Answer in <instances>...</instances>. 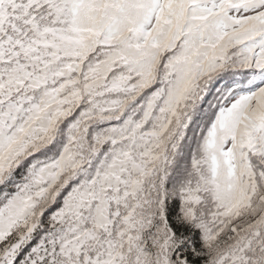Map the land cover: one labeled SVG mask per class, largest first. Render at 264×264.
<instances>
[{
    "label": "snow or ice",
    "instance_id": "6c2138e0",
    "mask_svg": "<svg viewBox=\"0 0 264 264\" xmlns=\"http://www.w3.org/2000/svg\"><path fill=\"white\" fill-rule=\"evenodd\" d=\"M0 264H264V0H0Z\"/></svg>",
    "mask_w": 264,
    "mask_h": 264
}]
</instances>
